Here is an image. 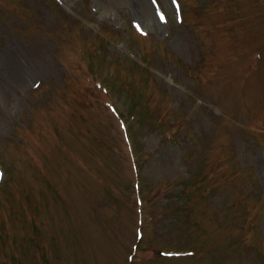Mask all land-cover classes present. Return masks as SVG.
I'll return each mask as SVG.
<instances>
[{"label":"rangeland","instance_id":"1","mask_svg":"<svg viewBox=\"0 0 264 264\" xmlns=\"http://www.w3.org/2000/svg\"><path fill=\"white\" fill-rule=\"evenodd\" d=\"M0 264H264V0H0Z\"/></svg>","mask_w":264,"mask_h":264}]
</instances>
